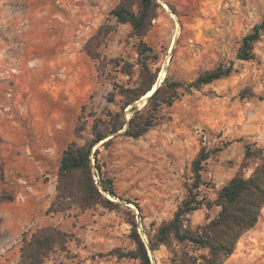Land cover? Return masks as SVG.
<instances>
[{"label":"rangeland","instance_id":"rangeland-1","mask_svg":"<svg viewBox=\"0 0 264 264\" xmlns=\"http://www.w3.org/2000/svg\"><path fill=\"white\" fill-rule=\"evenodd\" d=\"M122 1L0 0V120L18 126L20 136L19 193L4 191L5 200L19 202V237L0 254V264H18L23 236L41 227L63 236L45 264H142L120 256L137 248L136 229L153 264H197L208 248L174 237L156 249L149 244L188 196L194 161L203 149L210 152L199 188L205 204L185 222L193 232L221 209L207 201L234 176L255 170L245 152L247 143L264 147V36L254 59L240 60L238 51L262 21L264 0H158L143 36L111 14ZM124 1L139 10L140 0ZM231 61L237 70L230 76L179 88L145 135H121L126 125L93 148L92 174L102 196L85 190V197L90 179L80 174L60 192L65 149L88 144L95 126L109 129L111 114L121 111V91L141 90L143 74L155 75V85L166 78L188 83ZM142 98L126 108L128 120L129 107H143ZM13 178L5 164L3 180ZM223 264H264V208Z\"/></svg>","mask_w":264,"mask_h":264},{"label":"trees","instance_id":"trees-1","mask_svg":"<svg viewBox=\"0 0 264 264\" xmlns=\"http://www.w3.org/2000/svg\"><path fill=\"white\" fill-rule=\"evenodd\" d=\"M158 0H140L139 10L134 11L123 0L111 14L120 22L130 23L138 36L146 34L148 24L155 16ZM264 36V17L260 23H257L251 32L246 34L238 51V59L252 60L256 57L255 44ZM235 62L229 64L221 63L214 69L206 70L199 74L191 82L173 81L168 78L156 89L148 98L147 103L140 107L134 105L130 111L132 115L128 120L125 114L126 108L134 104L138 99L144 97L152 91L156 84V76L149 79L143 74L142 89H126L122 92L121 111L112 113L113 118L110 122V128L104 130L95 126L92 131V139L86 145H78L72 142L64 151L60 175L63 180V186L60 192L69 191L66 185L68 178L72 174L88 175L90 184L85 188L86 182H83L85 197L87 194L97 192L102 196L100 187L96 185L92 174V150L105 140L111 134H116L127 125L126 130L121 133L123 136L138 138L145 135L152 127L158 124L160 119V109L163 105H172L176 99V92L179 88H200L203 85L212 83L216 80L226 78L236 71ZM99 149L96 150V158ZM210 157V152L203 149L197 159L194 161L195 182L189 188V194L179 206L174 217L161 225L154 237L149 238V244L153 249L158 248L160 244H167L171 238L180 241H189L194 245L208 248L209 254L202 256V261L197 264H223L235 251L240 238L253 228L259 221L262 209L264 208V147L257 143H247L245 158L254 161L255 170L249 177L241 174L234 176L225 184L217 199L207 201L211 208L213 205L220 206L218 215L208 223L201 226L193 232L185 228V222L189 215L201 208L205 203L200 197V186L203 183L201 179L202 163ZM99 168V163L97 164ZM68 183V182H67ZM103 188L113 194L116 191L111 186L102 185ZM87 199V198H86ZM137 248L128 253H120V256H129L138 258L142 264H153L146 242L139 232L135 231ZM63 240L62 231L56 227L38 228L32 237L23 236L20 248V261L18 264H45L48 255Z\"/></svg>","mask_w":264,"mask_h":264},{"label":"crops","instance_id":"crops-1","mask_svg":"<svg viewBox=\"0 0 264 264\" xmlns=\"http://www.w3.org/2000/svg\"><path fill=\"white\" fill-rule=\"evenodd\" d=\"M19 128L18 126L7 123L6 126L3 120H0V254L9 245H12L19 237V220L20 215L17 213L19 208V202H15L13 199H4L5 188H9V191L13 194L19 193V147L15 144H19ZM6 146L7 150L4 149ZM10 166L14 178L11 181H4V165ZM14 166L16 168H14ZM15 184V189H14ZM32 190H34L32 186ZM10 232L9 238H5V234Z\"/></svg>","mask_w":264,"mask_h":264},{"label":"water","instance_id":"water-1","mask_svg":"<svg viewBox=\"0 0 264 264\" xmlns=\"http://www.w3.org/2000/svg\"><path fill=\"white\" fill-rule=\"evenodd\" d=\"M160 86V83H157V87H156V89L158 88ZM156 89L153 91V93L156 91ZM152 93V94H153ZM151 94V95H152ZM151 95H149L148 97H147V99L151 96ZM142 99H144V98H142ZM147 99L146 100H144L143 102H141V103H143V105H145L146 104V101H147ZM129 108H132V106L131 107H129ZM107 193H109L110 195H114L113 193H111V192H107Z\"/></svg>","mask_w":264,"mask_h":264},{"label":"bare ground","instance_id":"bare-ground-1","mask_svg":"<svg viewBox=\"0 0 264 264\" xmlns=\"http://www.w3.org/2000/svg\"><path fill=\"white\" fill-rule=\"evenodd\" d=\"M157 85H155V87L152 89L151 92H149L148 94H146V97H148L149 95H151L153 93V91L156 89Z\"/></svg>","mask_w":264,"mask_h":264}]
</instances>
